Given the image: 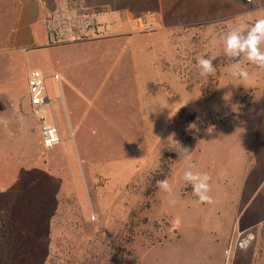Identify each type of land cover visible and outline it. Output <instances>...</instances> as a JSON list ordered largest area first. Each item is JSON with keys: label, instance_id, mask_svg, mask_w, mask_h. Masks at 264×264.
<instances>
[{"label": "rangeland", "instance_id": "374dc122", "mask_svg": "<svg viewBox=\"0 0 264 264\" xmlns=\"http://www.w3.org/2000/svg\"><path fill=\"white\" fill-rule=\"evenodd\" d=\"M44 1L0 0V264H264V70L241 57L242 84L219 39L245 14L264 16V0H57L66 36L70 26L85 35L81 18L112 9L141 20L143 82L153 80L145 92L163 77L174 94L144 106L142 152L102 124L88 139L110 169L67 171L58 184L34 158L40 138L27 115L26 78L46 67ZM99 50L63 54L109 68ZM202 55L216 57L215 75H199ZM190 162L211 176L213 203H198L184 182ZM163 179L171 194L158 188Z\"/></svg>", "mask_w": 264, "mask_h": 264}, {"label": "crops", "instance_id": "0c3cea01", "mask_svg": "<svg viewBox=\"0 0 264 264\" xmlns=\"http://www.w3.org/2000/svg\"><path fill=\"white\" fill-rule=\"evenodd\" d=\"M56 2L57 0L43 2L46 8L45 19L49 22L48 34L50 29L63 31L62 28L58 29L60 12L55 6ZM123 10L126 11L125 8ZM118 11L119 9H112L103 13L85 15V19H80L85 23L81 30L85 32L83 36L79 34L74 36V32L70 36L54 41L50 34H47L43 46L48 51L43 54L42 60L44 59L48 67L39 69L46 77L48 114L60 137V142L54 149L44 148L38 119L30 104L29 95L26 99L29 106L27 115L33 116L35 126L32 128L38 131L40 138V149L35 151L34 158L43 156L42 166L51 172V180L54 184L60 182L61 175L68 178L67 171H72L74 175L77 169L105 172L110 169L108 160L95 156L100 152L93 148L92 141L88 139L90 134L96 136L99 133L102 124L107 126L111 124L114 130L126 137L129 147H137L138 152H142L141 121H143L144 106L160 94L167 100L174 99V94L170 95L166 91L163 77L154 80L157 84L160 83L159 89H156L154 94L149 95L145 92L148 82L153 81L144 78L143 82V44L146 45L143 37L148 32L140 30L144 25L141 20H133L130 14L126 18H120ZM87 23L93 25H86ZM77 48L97 51L100 49L99 56L104 57L105 61L110 58L111 66L108 68L95 64L86 67L77 64V58L64 56L65 51ZM126 52L129 64L119 67L115 64V60L124 53L126 55ZM53 53L57 54L56 57ZM154 66L157 73L159 71L160 75L164 74V68L158 69L157 61ZM56 74L59 75V81L54 78ZM27 92L29 94L28 89ZM129 152L128 155L133 154L131 149ZM134 153V156L140 155ZM135 160L138 164L143 163L142 158L137 156ZM62 172H65L66 176ZM72 179L76 180L77 177L74 176Z\"/></svg>", "mask_w": 264, "mask_h": 264}, {"label": "clouds", "instance_id": "9594fccd", "mask_svg": "<svg viewBox=\"0 0 264 264\" xmlns=\"http://www.w3.org/2000/svg\"><path fill=\"white\" fill-rule=\"evenodd\" d=\"M219 39L223 44L224 55L231 59L230 75L244 81L250 79L248 68L240 63V58L244 57L246 61L254 65L259 70H264V16L257 18L254 22L247 18V14L242 16L238 22L230 26L226 31L219 34ZM215 56H200L197 58L196 66L199 69L201 77H209L216 74V66L214 64ZM187 151V150H185ZM195 164L189 163L187 169L183 173V180L187 186L192 189V194L196 197L197 202L201 204L213 203V197L209 194L211 191V176L207 172L195 170ZM158 188L171 194L173 188L168 179L157 182ZM175 200L169 203L175 204ZM95 221L96 217L93 216Z\"/></svg>", "mask_w": 264, "mask_h": 264}, {"label": "built area", "instance_id": "2783aa9c", "mask_svg": "<svg viewBox=\"0 0 264 264\" xmlns=\"http://www.w3.org/2000/svg\"><path fill=\"white\" fill-rule=\"evenodd\" d=\"M76 27L70 26V32L78 35ZM71 33V34H72ZM49 34L51 39L57 41L65 38V31L50 29ZM70 36V35H69ZM56 81H59V75H54ZM27 84L29 90L30 104L33 107V111L37 116L41 135L42 143L45 149L52 150L60 142V137L57 128L53 125L50 120L47 110V84L46 77L42 70L33 69L30 70L27 76Z\"/></svg>", "mask_w": 264, "mask_h": 264}]
</instances>
